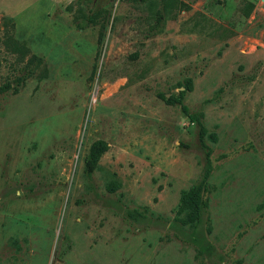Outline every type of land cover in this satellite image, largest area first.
Instances as JSON below:
<instances>
[{
	"label": "rangeland",
	"instance_id": "1",
	"mask_svg": "<svg viewBox=\"0 0 264 264\" xmlns=\"http://www.w3.org/2000/svg\"><path fill=\"white\" fill-rule=\"evenodd\" d=\"M7 83L0 264H264V0H0ZM208 150L194 227L177 207Z\"/></svg>",
	"mask_w": 264,
	"mask_h": 264
},
{
	"label": "trees",
	"instance_id": "2",
	"mask_svg": "<svg viewBox=\"0 0 264 264\" xmlns=\"http://www.w3.org/2000/svg\"><path fill=\"white\" fill-rule=\"evenodd\" d=\"M90 23H94V18L89 19ZM5 45L8 50L17 55L19 62H22L24 58L29 54L28 48L23 42L15 40L10 33H7L5 37ZM100 41V38H99ZM42 59L32 55L29 57L26 67L31 65H41ZM32 71L29 69L27 75H22L16 79L17 85L23 84V82L32 76ZM12 83H7L0 87V95L4 94L10 89H13ZM16 89H14L15 91ZM184 93L181 92L178 98L171 97L168 102L173 104H179L181 106L182 112L189 118L190 122H195L199 125V140L202 145L205 144V129L202 123L200 122V115H192L189 113L188 107L183 104ZM108 150V144L102 140L95 141L89 148L87 158L85 160V171L88 174H92L98 168V162L102 155ZM205 166L200 175V178L191 186L189 190L182 191L180 202L177 207L178 215L185 214L186 220L185 223L191 224V226L196 227L201 220L202 214L205 210L206 203L203 199V195L206 191V184L208 178L212 171V162L210 160V150L206 153Z\"/></svg>",
	"mask_w": 264,
	"mask_h": 264
}]
</instances>
